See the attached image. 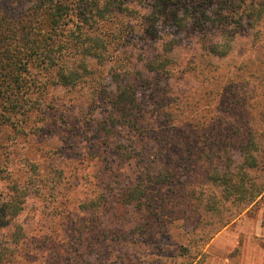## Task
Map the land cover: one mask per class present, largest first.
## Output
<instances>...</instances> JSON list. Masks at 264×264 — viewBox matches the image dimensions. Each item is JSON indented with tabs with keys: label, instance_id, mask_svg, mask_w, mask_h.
Instances as JSON below:
<instances>
[{
	"label": "rangeland",
	"instance_id": "obj_1",
	"mask_svg": "<svg viewBox=\"0 0 264 264\" xmlns=\"http://www.w3.org/2000/svg\"><path fill=\"white\" fill-rule=\"evenodd\" d=\"M34 5L35 0H0V41L7 36L9 49L19 48V58L30 61L24 74L29 87L32 80L49 82L54 73L36 60L37 51L31 49L45 36L29 16ZM10 10H14L11 21L2 16ZM21 21L30 35L17 32L22 30L16 26ZM12 29L17 31L11 34ZM137 39L132 35L121 49L132 62L139 54ZM233 45L228 60H203V72L193 74L180 88L186 92L184 110L171 111L177 115L175 126L197 117L215 126L208 132L214 145L199 151V160L185 153L189 161H180L177 147H169L165 166L169 183L146 189L141 206L128 213L112 196L115 183L127 181L111 174L110 150L93 135L105 122L108 108L97 101L101 109L80 115L92 102V83L72 92L50 86L46 96L32 94L34 106L23 129L16 123L9 128L0 125V193L12 182L29 187L17 225L39 243L41 252L32 264H264V27L243 31ZM187 52L183 50L177 59ZM88 64L94 70L89 80L103 82L104 92H112L109 76L118 64L100 67L91 60ZM159 89L144 90L142 96L153 119L164 105V95L167 102L176 97L175 87L167 94ZM215 120L221 123L214 124ZM120 131L112 136L113 146L121 143L125 131ZM190 137L186 132V139ZM96 155L103 160L95 161ZM246 157L250 167L244 165ZM252 158L258 163L252 164ZM225 167L240 173L236 184L245 178L244 189L234 196L210 179ZM258 191H263L260 197ZM162 199L166 208L158 214L153 211L150 218ZM157 217L168 223L162 238L150 233V222ZM226 220L231 221L227 226ZM2 234L0 244L8 240ZM48 240L54 245L48 246Z\"/></svg>",
	"mask_w": 264,
	"mask_h": 264
},
{
	"label": "trees",
	"instance_id": "obj_2",
	"mask_svg": "<svg viewBox=\"0 0 264 264\" xmlns=\"http://www.w3.org/2000/svg\"><path fill=\"white\" fill-rule=\"evenodd\" d=\"M10 12L2 14L9 17V21L14 19V10ZM29 12L35 29L45 32L31 49L37 51L36 60L54 73L49 82L41 84L32 80L29 87L24 74L30 61L19 58V48L11 51L8 37L1 36L4 40L0 41V125L9 128L16 123L23 129L34 106L32 94L46 96L50 86L72 92L92 83V102H88L80 115L85 117L87 111L99 109L97 101L108 108L105 122L93 130V135L110 150L111 174H116L118 181H127L115 183L116 190L112 192L124 213L137 208V204L141 206L146 189L155 184L165 187L169 183L170 172L165 169L169 163V147L175 145L180 161H185V153L199 160L202 155L199 151L210 150V145H214L213 134L208 132L215 126L205 124L203 117L175 126L177 115L171 111L175 107L184 110L186 105V92L180 88L193 74L203 72L200 65L203 60L210 63L228 60L234 52L233 44L243 31L264 27V0H35ZM26 25L17 22L16 26L22 30L12 29L9 33L17 31L23 36L30 35ZM132 35L140 42L136 43L139 52L136 62L124 57L126 50L121 52ZM185 49H188L185 57L177 59ZM89 60L100 67L118 64L109 76L114 86L112 92H104L103 82L89 80L94 74ZM157 87L165 94L174 93L175 87L176 97L167 102L164 95V105L156 109L153 119L147 110L148 102L142 96L144 90L148 93L149 89ZM224 99L230 104L229 99ZM86 118L90 124L94 122ZM215 123L221 122L215 120ZM182 125L183 129H179ZM117 131L125 132L121 143L113 146L112 136L120 134ZM186 132L191 136L188 139ZM93 159L103 160L98 155ZM160 160L163 163H159ZM248 160L244 165H248ZM251 160L254 165L258 163L256 158ZM239 175L225 167L220 174L217 171L211 174L210 179L219 182L234 196L244 189L245 178L237 180L240 184H236ZM28 189L24 184L12 182L0 193V234L3 233L2 238L8 236V240L0 244V264H32L40 255L38 241H31L17 225L30 192ZM48 191L49 188H43V192ZM257 193L260 197L263 191ZM160 201L161 205L151 207L150 218L153 211L158 214L166 208L165 201ZM158 217L150 222V233L162 238L168 223ZM230 223L226 220L225 226ZM46 242L48 246L54 245L52 240ZM31 246L34 248L30 249ZM45 260L43 258L42 262Z\"/></svg>",
	"mask_w": 264,
	"mask_h": 264
},
{
	"label": "crops",
	"instance_id": "obj_3",
	"mask_svg": "<svg viewBox=\"0 0 264 264\" xmlns=\"http://www.w3.org/2000/svg\"><path fill=\"white\" fill-rule=\"evenodd\" d=\"M246 264H248V262H246ZM249 264H251V263H249Z\"/></svg>",
	"mask_w": 264,
	"mask_h": 264
}]
</instances>
